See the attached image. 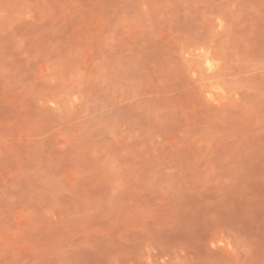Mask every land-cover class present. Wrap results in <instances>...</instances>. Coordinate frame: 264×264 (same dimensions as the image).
Listing matches in <instances>:
<instances>
[{
	"label": "rangeland",
	"instance_id": "1",
	"mask_svg": "<svg viewBox=\"0 0 264 264\" xmlns=\"http://www.w3.org/2000/svg\"><path fill=\"white\" fill-rule=\"evenodd\" d=\"M0 264H264V0H0Z\"/></svg>",
	"mask_w": 264,
	"mask_h": 264
}]
</instances>
